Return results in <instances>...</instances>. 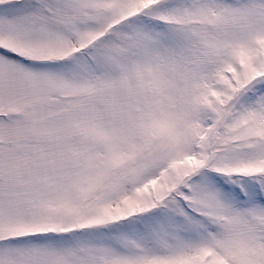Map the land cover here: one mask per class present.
<instances>
[{"label": "snow or ice", "instance_id": "snow-or-ice-1", "mask_svg": "<svg viewBox=\"0 0 264 264\" xmlns=\"http://www.w3.org/2000/svg\"><path fill=\"white\" fill-rule=\"evenodd\" d=\"M0 264H264V0H0Z\"/></svg>", "mask_w": 264, "mask_h": 264}]
</instances>
